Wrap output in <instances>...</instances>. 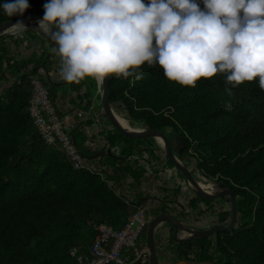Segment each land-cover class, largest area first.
I'll return each mask as SVG.
<instances>
[{
	"label": "trees",
	"instance_id": "16d2710c",
	"mask_svg": "<svg viewBox=\"0 0 264 264\" xmlns=\"http://www.w3.org/2000/svg\"><path fill=\"white\" fill-rule=\"evenodd\" d=\"M45 2L29 0L31 7L23 16H8L0 7V24L43 16ZM39 40L43 51L52 46ZM17 41L16 35L0 37V85L4 87L0 93V264H78V256H90L96 226L107 224L118 230L144 204L139 195L127 198L117 193L92 164H112L118 178L128 173L135 193L145 172L137 160L151 155L149 164L154 166L165 157L151 138L142 145V138H127L111 128L98 133L104 141L99 146L97 135L85 138L78 125L73 137L80 154L92 155L98 150L110 154H103L105 160L102 156L87 160V169H73L59 145L43 143L28 113L31 78L36 76L54 106L57 86L42 79L49 72V57L40 52L16 60L10 46ZM113 75L107 80L113 110L132 124L145 123L168 137L171 133L180 136L185 143L181 157L191 159L193 168L207 180L223 182L236 201V225L231 232L176 243L168 226L163 252L167 249L171 254L174 249L179 260L193 262L264 264V89L258 82H245L230 95L222 75L201 78L196 87L182 86L169 81L158 65L144 66L139 80ZM83 85V81L69 84L79 100H72V106L80 111L89 108L91 96L90 87L79 92ZM90 85L95 86V81ZM125 160H133L134 166ZM181 188L186 193L178 203L186 214L199 209L198 214L211 212L216 217L212 226L227 222L226 197L201 198L179 184L174 190L178 194ZM218 200L223 206L216 209L213 203ZM73 249L76 252L71 256ZM131 254L126 255L127 262L140 264Z\"/></svg>",
	"mask_w": 264,
	"mask_h": 264
},
{
	"label": "clouds",
	"instance_id": "9594fccd",
	"mask_svg": "<svg viewBox=\"0 0 264 264\" xmlns=\"http://www.w3.org/2000/svg\"><path fill=\"white\" fill-rule=\"evenodd\" d=\"M46 0L38 29L54 44L61 79L69 83L142 79L160 66L171 82L196 87L222 75L226 91L245 82L264 89V0ZM23 16L29 0H3ZM17 35L28 29L12 25ZM230 108L231 105L229 104Z\"/></svg>",
	"mask_w": 264,
	"mask_h": 264
},
{
	"label": "crops",
	"instance_id": "0c3cea01",
	"mask_svg": "<svg viewBox=\"0 0 264 264\" xmlns=\"http://www.w3.org/2000/svg\"><path fill=\"white\" fill-rule=\"evenodd\" d=\"M17 39L24 37L22 35H17ZM27 38L23 40V45L20 43L16 46V44H13L10 46L11 55H13V58L16 60L30 57L32 53L39 54L40 52H43V54L46 52V55L49 57V62H51V65L49 67V72L47 73L53 82L54 85L57 86L56 89V98L54 100V106L56 108V111H58L61 114H72L76 111H80L77 109H71V101L75 100L77 103L79 102L78 99H76V93L72 91V88L69 86V82L64 81L61 79L59 71H58V57L55 55H52L49 50L43 51V48L40 46L41 41L39 38H34L31 34H28ZM5 42H10L8 39H5ZM41 47L38 49V47ZM48 65V64H47ZM30 67V66H29ZM47 67V66H46ZM38 68H43L42 65H39ZM43 73V77H44ZM83 81V87L80 88L79 92L84 91L86 87L91 88V96L87 99L89 101V108L86 111H82L81 118L75 119L76 127L78 125L81 126V129L79 130L85 138H90L93 135H97L96 141L99 143V146H103L104 141H102V137L98 135L101 131H109L111 128L108 125L104 124V118L101 113L100 105L99 107H96L97 101L99 100V90L97 88V85L95 83V86L90 85L92 80L91 79H84ZM91 81V82H90ZM63 86H66L65 90H60V88H63ZM82 103L86 102V100L81 101ZM99 104V103H98ZM103 119L102 122H99L101 118ZM93 120L97 121V123H101V127L95 128L93 127L90 129V125L93 126ZM88 123V124H87ZM90 126V127H86ZM102 161V160H101ZM126 164L128 166H134L133 160H125ZM151 160H137V164L141 166L145 172L143 175V180L140 181L139 186L136 188V192L134 193L130 187V184L132 183V179L129 176V174H125L122 178H118V171H116L113 168L112 164L107 165H100V162H94L92 165L96 168L99 166V168H103L108 171V177L109 182L112 185V187L115 189L117 193H119L122 196H126L127 198H133L136 195L141 196L142 199H144V203L147 205V207L154 209L156 212L151 213L149 212L150 218L159 214H170L172 216L177 217L178 219L182 220L183 222L188 224H193L197 228H203V227H211L213 224H215L216 217L214 218V215L211 212H204L202 214H198L199 209H196L193 214H186L188 211L183 210L181 205L178 203V201H181L182 197L181 195L183 193H186L184 191H181L178 194H174L175 190L169 191L168 189L165 190V192L159 194L160 196L151 197L150 194H148V190L150 191L152 187H159L162 189V181L158 185L159 180V171L160 169L167 163L166 160H159L154 166H151L150 163ZM154 172V173H153ZM156 172V173H155ZM101 174L104 172H100ZM158 173V174H157ZM157 174V175H156ZM105 176V175H103ZM149 176H152V179H148ZM107 177V176H106ZM154 177V178H153ZM164 185V184H163ZM174 184L171 185L170 188L174 189ZM192 197L191 195H189ZM176 200V201H175ZM217 208L222 207V203L218 200L216 201ZM205 208V207H204ZM202 210V209H201ZM182 214H185V216H182ZM168 226H163L159 228L155 235V253L157 260L160 264H182L181 261L177 258V254L174 252V249H172L171 254L165 250L166 253L163 252V249L166 246L167 239H168ZM142 246V245H141ZM140 250H143V246ZM147 261V259H146Z\"/></svg>",
	"mask_w": 264,
	"mask_h": 264
},
{
	"label": "water",
	"instance_id": "95a60500",
	"mask_svg": "<svg viewBox=\"0 0 264 264\" xmlns=\"http://www.w3.org/2000/svg\"><path fill=\"white\" fill-rule=\"evenodd\" d=\"M43 18V16H37L33 19L23 20L27 25L28 29L24 32H33L36 36L46 41L48 44L53 45L54 42L50 38L42 33L38 29V21ZM17 20L2 22L0 24V37L5 35L16 34L13 31L12 25ZM45 81L48 84H53L48 74L44 75ZM116 78L115 74L113 75ZM110 78L107 77L102 86V90H99V103L101 107L102 114L105 121L111 126L112 129L116 130L119 134L132 139L139 138H151L155 141L156 145L162 152L163 156L167 161L177 170V172L182 176L186 187L192 191L194 194L201 198L216 200L222 197H226L229 203V217L227 222L224 225H215L211 227L197 228L193 224L184 223L178 220L175 216L170 214L159 213L150 218L146 230H145V240L142 242L143 254L146 256L148 264H160L157 260L155 253V235L159 228L163 226H169L172 231V240L176 243L182 241H193L201 240L203 238L214 236L220 232H231L236 225V201L233 197L231 191L223 182H216L207 180L205 177L201 176V181L209 182V187L207 189L200 188L199 181L196 177L191 175V172L185 165L181 157V151L185 147L184 141L180 136L171 133V139L166 133L161 131L151 129L145 123L140 125L129 124V121L125 120L128 124L127 127L122 126L118 121L119 116L110 106L108 101V88L107 80ZM121 118V117H120ZM72 140L74 142V137L72 134ZM75 143V142H74ZM104 153L110 154L109 150L103 152L98 150L92 155L81 154L87 160H94L98 157H101ZM182 264H213L212 262H193V261H181Z\"/></svg>",
	"mask_w": 264,
	"mask_h": 264
},
{
	"label": "built area",
	"instance_id": "2783aa9c",
	"mask_svg": "<svg viewBox=\"0 0 264 264\" xmlns=\"http://www.w3.org/2000/svg\"><path fill=\"white\" fill-rule=\"evenodd\" d=\"M28 113L34 128L45 145H59L73 169L88 168L87 159L78 152L72 140V134L76 128L74 118H81L82 111L58 116L55 107L48 99L47 91L41 79L34 77L31 78ZM93 169L100 173L96 168ZM101 175L103 176V173ZM149 220L147 209L139 207L127 217L122 228L118 230L107 224L96 226V234L89 247L90 256L88 258L82 255L78 256V264H129L126 260V254L130 251L135 254V261L139 260L140 264H144L146 257L143 250L137 248V242ZM75 252L73 249L70 251V255L74 256Z\"/></svg>",
	"mask_w": 264,
	"mask_h": 264
},
{
	"label": "rangeland",
	"instance_id": "374dc122",
	"mask_svg": "<svg viewBox=\"0 0 264 264\" xmlns=\"http://www.w3.org/2000/svg\"><path fill=\"white\" fill-rule=\"evenodd\" d=\"M28 34H31L32 36H34V38H39L38 36H36L33 32H28V31H26V32H23V34H22V36L24 37V39L25 38H27V36H29ZM6 36V35H5ZM8 36H11V35H9L8 34ZM24 39H22V38H19L18 39V41H17V44H16V46L18 45V44H20L21 42V44L23 45V40ZM39 75V74H38ZM40 76H41V74H40ZM36 78H39V76H36ZM42 79H43V76H42ZM4 87L2 86V85H0V93H1V91H2V89H3ZM65 88H66V86H63V88H60V90H65ZM99 99V98H98ZM99 100L97 101V104H96V107H99ZM71 109L73 110L74 109V106H72L71 105ZM117 113V112H116ZM117 115L119 116V117H121L118 113H117ZM101 118V117H100ZM121 118H123V117H121ZM102 118L99 120V122H102ZM93 126L92 125H90V126H86V127H90V129H92L93 127H95L96 129L97 128H99V127H101V123H97V121H94L93 120ZM104 124H106V125H108L109 127H107V128H111V126L104 120ZM129 124L130 125H132V123L131 122H129ZM100 129V128H99ZM170 139H171V136L169 137ZM128 143H129V141H127ZM151 141H150V139H147L146 140V138L144 139V138H142L141 139V141H140V144H147V143H150ZM113 150L115 151V153L114 154H118L119 153V151L117 150V147H114L113 148ZM161 152V151H160ZM159 152V153H160ZM162 153V152H161ZM154 154L155 155H157V152L155 151L154 152ZM150 156L151 155H149L148 156V154H145L144 155V158H145V160H151V158H150ZM159 156V155H158ZM102 159L103 160H105L106 158L104 157V155H102ZM161 160H164L163 159V157H161ZM182 160H183V162L186 164V166L188 165L191 169V175H193L194 177H197L198 175H199V173H198V171H197V169H195V168H193V166H192V160L191 159H189V158H187V157H184V158H182ZM97 170L99 171V172H104L103 173V175H105V177L107 176V178H108V180H109V177H108V171L107 170H105V169H103V168H99V166L97 167ZM159 180H158V185H159V183L162 181V183L164 184H162V189H160L159 187H152V189L149 191L148 190V194H150V196L151 197H156V196H160L159 194H161V193H163V192H165V190L166 189H168L169 191H173L174 189L173 188H170L171 187V185L172 184H174V186L173 187H176V185L177 184H179L180 186H184L183 184H182V177H181V175L177 172V170L171 165V164H169L168 162L167 163H165V165L160 169V171H159ZM186 187V186H185ZM187 188V187H186ZM188 189V188H187ZM189 190V189H188ZM181 191H185L184 189H182L181 188ZM175 192V191H174ZM178 192V191H177ZM177 192H175L174 194H177ZM192 192V191H191ZM221 202V201H220ZM213 204H215V203H213ZM143 208L146 210H148V211H150L151 213H154L155 214V210L154 209H151V208H149V207H147V205L144 203L143 204ZM214 208H216L217 209V205L215 204V206H214ZM145 240V232H142V234L140 235V238H139V240H138V242H137V248L140 250L141 248H142V242ZM128 253H132L131 251L130 252H128ZM134 253H132L130 256H132ZM127 255V254H126ZM133 256H135V254L133 255ZM146 257V256H145Z\"/></svg>",
	"mask_w": 264,
	"mask_h": 264
},
{
	"label": "bare ground",
	"instance_id": "6f19581e",
	"mask_svg": "<svg viewBox=\"0 0 264 264\" xmlns=\"http://www.w3.org/2000/svg\"><path fill=\"white\" fill-rule=\"evenodd\" d=\"M118 121L121 123L122 126L127 127V124H128V123H127L125 120H123L122 118L119 117ZM199 186H200V188H203V189L209 187L208 184H205V183H203V182H199Z\"/></svg>",
	"mask_w": 264,
	"mask_h": 264
},
{
	"label": "flooded vegetation",
	"instance_id": "af4514ba",
	"mask_svg": "<svg viewBox=\"0 0 264 264\" xmlns=\"http://www.w3.org/2000/svg\"><path fill=\"white\" fill-rule=\"evenodd\" d=\"M164 160H166L167 161V159L166 158H163ZM168 162V161H167ZM169 163V162H168ZM186 165V164H185ZM191 169V168H190ZM190 172H191V170H189ZM199 176H201L200 174L196 177L197 178V180L199 181V182H203V183H205V184H208L209 185V182H206V181H201V178L199 177ZM182 184L184 185V186H186L185 185V182H183L182 181ZM210 186V185H209ZM204 189H207V188H204ZM215 204H216V201L214 202ZM217 205V204H216ZM150 217V216H149ZM229 217V216H228ZM177 218V217H176ZM178 219V218H177ZM178 220H180V219H178ZM228 220V219H227ZM180 221H182V220H180Z\"/></svg>",
	"mask_w": 264,
	"mask_h": 264
}]
</instances>
